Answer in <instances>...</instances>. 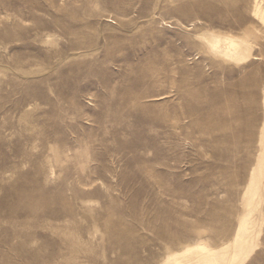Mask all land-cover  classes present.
I'll return each mask as SVG.
<instances>
[{
  "label": "rangeland",
  "instance_id": "374dc122",
  "mask_svg": "<svg viewBox=\"0 0 264 264\" xmlns=\"http://www.w3.org/2000/svg\"><path fill=\"white\" fill-rule=\"evenodd\" d=\"M0 264H264V0H0Z\"/></svg>",
  "mask_w": 264,
  "mask_h": 264
},
{
  "label": "bare ground",
  "instance_id": "6f19581e",
  "mask_svg": "<svg viewBox=\"0 0 264 264\" xmlns=\"http://www.w3.org/2000/svg\"><path fill=\"white\" fill-rule=\"evenodd\" d=\"M254 1H256V0H254ZM254 7V6H253ZM258 8V7H257Z\"/></svg>",
  "mask_w": 264,
  "mask_h": 264
}]
</instances>
